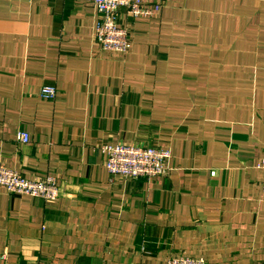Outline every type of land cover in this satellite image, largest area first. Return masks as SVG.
Instances as JSON below:
<instances>
[{
  "label": "crops",
  "instance_id": "crops-1",
  "mask_svg": "<svg viewBox=\"0 0 264 264\" xmlns=\"http://www.w3.org/2000/svg\"><path fill=\"white\" fill-rule=\"evenodd\" d=\"M155 1L120 9L122 54L89 1L0 0V163L60 187L0 185V264H264V0ZM103 144L167 149L168 172L113 175Z\"/></svg>",
  "mask_w": 264,
  "mask_h": 264
},
{
  "label": "built area",
  "instance_id": "built-area-1",
  "mask_svg": "<svg viewBox=\"0 0 264 264\" xmlns=\"http://www.w3.org/2000/svg\"><path fill=\"white\" fill-rule=\"evenodd\" d=\"M91 2L98 13L95 39L105 51H115L126 54L130 51L132 42L130 30L119 24V11L126 9L135 18L157 17L162 4L155 0H86ZM39 96L46 100H54L58 96L54 86H43ZM17 139L24 143L30 142V135L25 131L17 133ZM105 165L113 175L125 178L152 180L164 176L168 172L166 166L171 153L167 149L154 146L103 144ZM264 171V159L258 165ZM0 185L9 193L27 195L55 202L60 196V187L54 175L27 178L17 171L0 163ZM264 191V177L261 183ZM164 264H207L204 258L195 259L187 256L172 257Z\"/></svg>",
  "mask_w": 264,
  "mask_h": 264
}]
</instances>
